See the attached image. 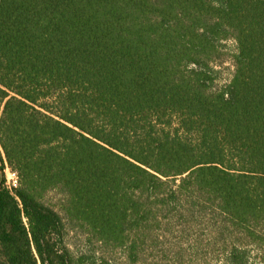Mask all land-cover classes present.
Masks as SVG:
<instances>
[{"label":"trees","instance_id":"trees-1","mask_svg":"<svg viewBox=\"0 0 264 264\" xmlns=\"http://www.w3.org/2000/svg\"><path fill=\"white\" fill-rule=\"evenodd\" d=\"M207 203L264 224V0H0V264Z\"/></svg>","mask_w":264,"mask_h":264},{"label":"rangeland","instance_id":"rangeland-1","mask_svg":"<svg viewBox=\"0 0 264 264\" xmlns=\"http://www.w3.org/2000/svg\"><path fill=\"white\" fill-rule=\"evenodd\" d=\"M227 50H233L232 42ZM229 66L224 65L222 83L230 76ZM64 199L61 191L53 190L44 202L59 210ZM67 228L64 242L74 264H264V224L251 235L252 229L210 203L192 210L177 208L134 245L112 246L83 228Z\"/></svg>","mask_w":264,"mask_h":264},{"label":"built area","instance_id":"built-area-1","mask_svg":"<svg viewBox=\"0 0 264 264\" xmlns=\"http://www.w3.org/2000/svg\"><path fill=\"white\" fill-rule=\"evenodd\" d=\"M5 178H6V186L9 190H15L20 185L19 174L12 170L9 166L6 165L5 168Z\"/></svg>","mask_w":264,"mask_h":264}]
</instances>
